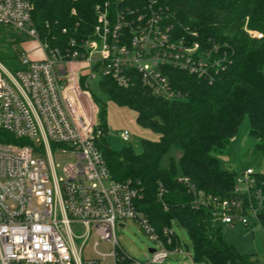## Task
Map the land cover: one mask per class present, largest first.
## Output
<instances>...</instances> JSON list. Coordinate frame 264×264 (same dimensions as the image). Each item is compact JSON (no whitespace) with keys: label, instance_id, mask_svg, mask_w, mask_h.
Listing matches in <instances>:
<instances>
[{"label":"built area","instance_id":"built-area-1","mask_svg":"<svg viewBox=\"0 0 264 264\" xmlns=\"http://www.w3.org/2000/svg\"><path fill=\"white\" fill-rule=\"evenodd\" d=\"M122 2L96 6L92 37L52 44L33 26L31 0H0V26L33 38L42 51L38 58L23 52L19 68L0 62V264H163L178 254L197 264L173 224L158 228L138 208L134 182L112 177L98 147L104 131L90 89L97 76L121 87L136 76L153 95L175 100L181 93L169 68L212 82L226 56L215 57L219 45L203 46L195 31L179 34L152 4L133 9ZM118 135L131 138L128 129ZM55 156L65 157L60 171ZM256 172H237L224 197L199 188L189 176L178 181L193 210H206L227 225L264 227V191ZM166 193L160 183L159 200ZM127 219L154 242L145 263L118 242L116 229ZM100 241L111 251L99 252Z\"/></svg>","mask_w":264,"mask_h":264},{"label":"trees","instance_id":"trees-1","mask_svg":"<svg viewBox=\"0 0 264 264\" xmlns=\"http://www.w3.org/2000/svg\"><path fill=\"white\" fill-rule=\"evenodd\" d=\"M114 1L31 0L33 26L43 40L52 44L90 38L96 23V6L107 2L113 5ZM149 4L179 34L195 31L203 46L217 43L221 49L215 57L224 54L226 61L215 70L212 82L169 68L172 85L181 93V98L175 100L153 95L136 76L127 87L102 76L96 88L90 89L100 107V126L104 131L98 147L114 179L134 182L139 192L138 208L158 228L177 223L188 232L197 264H257L251 256L240 254L224 240L221 227L214 225L208 211L190 207V195L178 177L189 176L206 192L228 196L237 171L222 168L218 155L226 150L246 117L250 124L248 134L256 140L253 152L261 154L264 164V0H123L121 3L133 9H143ZM251 31L262 33V37L251 36ZM24 38V34L0 26V44L4 47H12ZM0 56L10 68L20 67L19 62L11 61L14 55L9 57L2 50ZM109 101L133 110L138 125L156 136L141 139L140 153L132 145L120 150L110 146ZM172 149L181 152L178 163L170 157L163 167V157ZM256 174L264 191V170ZM160 183L167 189L163 200L158 198Z\"/></svg>","mask_w":264,"mask_h":264},{"label":"rangeland","instance_id":"rangeland-1","mask_svg":"<svg viewBox=\"0 0 264 264\" xmlns=\"http://www.w3.org/2000/svg\"><path fill=\"white\" fill-rule=\"evenodd\" d=\"M9 42H12L11 37H7ZM0 44V53L3 50L9 57L15 56V59L9 60L15 63L19 62V58L23 52L33 58L42 57V51L38 42L31 37H26L21 42H14L12 47H4ZM7 60H4L0 56V62L9 67ZM100 80V76H97L95 80H92L91 84L93 88H96L97 82ZM106 101V97L102 96ZM108 132L107 140L113 149L120 150L124 146L132 145L137 153L142 151L141 139L143 137L156 138L150 130L140 127L136 121V113L125 107H119L113 102H108ZM122 129H128L131 133L129 141H123L119 138L118 132ZM250 129L249 119L246 117L237 134L228 144L226 150L218 155L220 165L227 170H235L239 172L243 168L251 167L255 171L260 172L264 170V164L262 156L259 153L253 152L255 139L249 136ZM181 152L176 149H172L167 155L163 157L162 166H167L169 158L173 157L176 162L180 158ZM55 161L59 165L60 171L62 166L65 165L66 160L64 156H55ZM216 227H221L223 238L229 244L235 246L237 251L242 255L251 256L252 261H256L257 264H264V227L262 225H255L252 228H248L242 225L240 222H236L234 225L224 224L219 218L213 220ZM125 226H118L116 229V235L118 242L122 249L131 258L145 263L150 256V249L154 247V242L145 234L139 224L133 220L127 219L124 221ZM173 228L181 240L184 250L189 249L194 255V247L191 237L188 232L180 227L177 223H173ZM94 236L91 238L93 242ZM99 252H109L111 247L108 243L100 241L98 246ZM91 254V250H87V255ZM189 260L182 254L171 255L163 264H189ZM203 264H212L210 262H204Z\"/></svg>","mask_w":264,"mask_h":264}]
</instances>
